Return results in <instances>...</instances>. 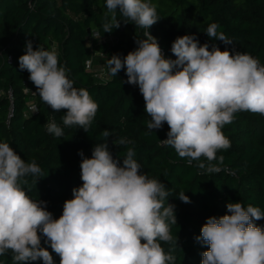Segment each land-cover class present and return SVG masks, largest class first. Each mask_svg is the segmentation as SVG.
<instances>
[{
	"label": "clouds",
	"instance_id": "9594fccd",
	"mask_svg": "<svg viewBox=\"0 0 264 264\" xmlns=\"http://www.w3.org/2000/svg\"><path fill=\"white\" fill-rule=\"evenodd\" d=\"M106 8L103 33L121 26L117 13L125 24L147 29L160 19L151 0H106ZM218 27L210 24L207 36L231 44ZM144 35L125 57L111 56V74L125 70L126 83L139 87L151 118L147 129L159 130L166 123L169 131L162 142L179 157L189 165L206 159L207 164L197 166L210 174L227 171L221 168L224 157L217 156L231 147L222 129L237 112L264 116V64L247 53L201 45L188 34L172 43L176 59H165L158 40L149 31ZM101 36L92 32L95 39ZM19 69L29 73L42 102L55 112L66 110L65 126L89 131L99 105L87 89L74 87L54 48L34 50L27 40ZM45 129L55 137L64 135L54 120ZM111 135L103 131L105 142L96 144L91 158L79 151L83 183L65 200L59 218L47 210V202L31 199L22 186L29 176L45 177L41 167L34 160L25 162L8 142H0V255L11 252L13 264H54L49 250L41 246L44 238L60 264H175L171 249L165 252L161 245H177L178 239L171 234L176 215L175 205L167 202L169 192L161 180L141 172L134 148L128 149L121 166L108 147ZM130 143L125 138L116 142ZM177 197L191 203L185 192ZM226 207L225 215L207 218L195 237L207 245L201 264H264V226L254 223L264 219V212L240 202Z\"/></svg>",
	"mask_w": 264,
	"mask_h": 264
},
{
	"label": "trees",
	"instance_id": "16d2710c",
	"mask_svg": "<svg viewBox=\"0 0 264 264\" xmlns=\"http://www.w3.org/2000/svg\"><path fill=\"white\" fill-rule=\"evenodd\" d=\"M151 3L156 5L160 19L149 29L125 24L117 13L121 26L103 33L106 0H0V90L11 91L12 96V102L7 93L0 96V142H8L25 162L34 160L41 167L45 177L29 176L28 183L22 186L31 199L47 202V210L59 218L65 200L73 198L72 190L83 183L80 169L83 157L79 151L91 158L96 144L105 142L102 133L107 129L112 134L107 143L113 158L123 166L128 149L134 148L133 159L141 172L161 180L169 192L167 202L175 205L176 215L171 234L178 239L177 245L161 242L165 252L171 249L175 264H201V254L207 245L195 237L200 235L207 218L225 215L229 202H240L244 207L252 205L264 212V116L237 112L234 121L222 129L231 147L217 153L218 157H224L221 168L227 171L207 173L197 166L200 162L207 164L206 159L189 165L172 146L162 142L169 131L166 123L159 130L147 129L151 118L145 112L139 87L126 83L125 70L113 76L108 61L112 55L123 58L135 50L136 39H145L144 34L149 31L158 40L165 59H176L172 43L178 36L188 34L195 35L201 45L208 43L211 48L215 44L222 51L247 53L264 64V0H151ZM213 23L231 44L207 36L205 31ZM95 31L102 35L100 39L92 37ZM27 40L32 41L34 50L38 46L52 50L56 44L59 63L69 69L68 77L74 81V87L87 89L99 105L88 132L78 126H65L62 117L66 110L55 112L48 107L34 84L39 111L24 115L28 97L23 82L29 79V73L19 69V57L25 52ZM90 58L94 65L97 60L104 65L105 80H97L95 71L86 67ZM53 120L63 129L62 137L46 131L45 124ZM120 138L132 143L116 144ZM181 192L191 203L179 200ZM254 223L264 226V219ZM41 246L49 250L54 264H60V257L44 238ZM0 264H13L12 253L0 255Z\"/></svg>",
	"mask_w": 264,
	"mask_h": 264
},
{
	"label": "built area",
	"instance_id": "2783aa9c",
	"mask_svg": "<svg viewBox=\"0 0 264 264\" xmlns=\"http://www.w3.org/2000/svg\"><path fill=\"white\" fill-rule=\"evenodd\" d=\"M95 32H97V31H95ZM94 32V33H95ZM53 48L56 50V52L58 53V50H57V47H55V46H53ZM52 48V49H53ZM162 53H163V50H162ZM9 59H10V57H9ZM102 66V65H101ZM100 66V69H99V71L101 70V71H105V68H104V65L101 67ZM86 67L88 68V69H90V70H93V68H94V64H93V58H90V59H88L87 61H86ZM100 73V72H99ZM96 74V73H95ZM30 80L29 79H27V80H25L24 82H23V84H24V92L27 94V97H28V99H27V104H26V107H25V109H24V115H26L27 113H34L33 112V108L35 107V108H37V105H36V102H35V97H36V94H34V93H37L36 92V90L33 88V87H28L27 86V83L29 82ZM32 85H33V83H32ZM5 93H7V95H8V97H9V99H10V102H12V96H11V91H7V92H5L4 90H0V96L1 95H3V94H5Z\"/></svg>",
	"mask_w": 264,
	"mask_h": 264
},
{
	"label": "rangeland",
	"instance_id": "374dc122",
	"mask_svg": "<svg viewBox=\"0 0 264 264\" xmlns=\"http://www.w3.org/2000/svg\"><path fill=\"white\" fill-rule=\"evenodd\" d=\"M96 64H99V60H97L96 61ZM103 66V64H100V65H97V66H94V68H93V70L95 71V73H94V75H95V77L97 78V80H100V81H103V80H105L106 78H107V73H106V71H99V69H100V66ZM101 66V67H102ZM100 72V73H99ZM27 86L28 87H32V82L31 81H29L28 83H27Z\"/></svg>",
	"mask_w": 264,
	"mask_h": 264
},
{
	"label": "crops",
	"instance_id": "0c3cea01",
	"mask_svg": "<svg viewBox=\"0 0 264 264\" xmlns=\"http://www.w3.org/2000/svg\"><path fill=\"white\" fill-rule=\"evenodd\" d=\"M54 46L56 47V44H54ZM96 54H97V58L99 57V60H100V58H102V57L100 56L99 52H97ZM100 64H101V62H99V64H97V65H100ZM97 65H94V66H97Z\"/></svg>",
	"mask_w": 264,
	"mask_h": 264
}]
</instances>
